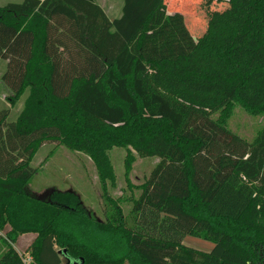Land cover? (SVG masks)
I'll return each mask as SVG.
<instances>
[{
    "label": "trees",
    "instance_id": "trees-1",
    "mask_svg": "<svg viewBox=\"0 0 264 264\" xmlns=\"http://www.w3.org/2000/svg\"><path fill=\"white\" fill-rule=\"evenodd\" d=\"M207 1L225 10L199 35L170 0H124L113 20L96 0L0 6L8 101L27 93L15 121L0 110V264H264V125L253 141L227 126L236 105L264 116V0ZM51 141L90 156L103 185L114 147L127 173L135 154L158 162L129 214L107 196L101 221L75 193H28ZM29 233L27 260L14 244Z\"/></svg>",
    "mask_w": 264,
    "mask_h": 264
},
{
    "label": "rangeland",
    "instance_id": "rangeland-1",
    "mask_svg": "<svg viewBox=\"0 0 264 264\" xmlns=\"http://www.w3.org/2000/svg\"><path fill=\"white\" fill-rule=\"evenodd\" d=\"M22 1L0 0V6L10 2L19 3ZM99 1L104 2V0ZM170 1L178 7L177 10L186 13L189 26L197 35L206 28L207 21L211 16L208 11L213 9L219 13L225 10L221 2L217 3L207 0ZM6 71V60H0V110L10 108L9 121H15L24 107L27 93L14 106L9 103V90L3 82V75ZM144 82H148V75L144 76ZM174 102L178 109L184 110L182 102L177 100H174ZM214 117L216 118L217 115ZM263 125V115H252L240 105L234 107L227 123L228 128L232 132L248 141L254 140ZM109 155L115 171V182L107 181L106 185H103L90 156L85 153L72 151L56 141L46 142L31 163L32 167L37 169V173L34 174L27 186L28 193L44 201L49 200L51 194L55 191L75 193L80 197L84 207L87 208L90 214L101 221L105 219L107 210L111 209L107 202V196H110L113 200L120 203L124 213L127 215L132 207L131 198L138 196L141 192V190L137 189V186L147 180L158 162V158H142L135 154L136 159L132 164L131 170L127 173L125 166L126 149L114 147L110 150ZM131 184L133 188H131ZM7 230L2 231V234H6ZM35 238L36 234L29 233L26 236L19 237L14 244L16 250L27 260L30 259L27 251L28 245ZM184 241L185 244L203 251H210L214 245L210 241L192 236L186 237Z\"/></svg>",
    "mask_w": 264,
    "mask_h": 264
},
{
    "label": "crops",
    "instance_id": "crops-1",
    "mask_svg": "<svg viewBox=\"0 0 264 264\" xmlns=\"http://www.w3.org/2000/svg\"><path fill=\"white\" fill-rule=\"evenodd\" d=\"M96 2L104 9L110 19L113 20L122 16L124 0H104V2L96 0ZM7 64L8 60H6V65ZM22 236H26V234ZM30 244L31 242L28 246H30Z\"/></svg>",
    "mask_w": 264,
    "mask_h": 264
},
{
    "label": "water",
    "instance_id": "water-1",
    "mask_svg": "<svg viewBox=\"0 0 264 264\" xmlns=\"http://www.w3.org/2000/svg\"><path fill=\"white\" fill-rule=\"evenodd\" d=\"M38 198V197H37ZM38 199H41V198H38ZM42 200V199H41ZM74 264H76V263H74Z\"/></svg>",
    "mask_w": 264,
    "mask_h": 264
},
{
    "label": "built area",
    "instance_id": "built-area-1",
    "mask_svg": "<svg viewBox=\"0 0 264 264\" xmlns=\"http://www.w3.org/2000/svg\"><path fill=\"white\" fill-rule=\"evenodd\" d=\"M22 255V254H21Z\"/></svg>",
    "mask_w": 264,
    "mask_h": 264
}]
</instances>
